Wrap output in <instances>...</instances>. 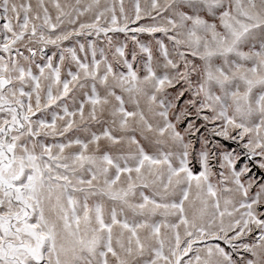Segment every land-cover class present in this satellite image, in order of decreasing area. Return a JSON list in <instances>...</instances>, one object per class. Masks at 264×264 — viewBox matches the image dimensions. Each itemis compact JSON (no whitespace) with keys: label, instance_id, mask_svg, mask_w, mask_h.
Here are the masks:
<instances>
[{"label":"snow or ice","instance_id":"snow-or-ice-1","mask_svg":"<svg viewBox=\"0 0 264 264\" xmlns=\"http://www.w3.org/2000/svg\"><path fill=\"white\" fill-rule=\"evenodd\" d=\"M0 264H264V0H0Z\"/></svg>","mask_w":264,"mask_h":264},{"label":"rangeland","instance_id":"rangeland-1","mask_svg":"<svg viewBox=\"0 0 264 264\" xmlns=\"http://www.w3.org/2000/svg\"><path fill=\"white\" fill-rule=\"evenodd\" d=\"M145 3H146V0H140V5L142 8L145 7ZM124 5H125V10L126 12H128L129 14H134V5H135V0H124ZM147 22H150L147 18H145V20H142L140 21V23H147ZM135 26V25H133ZM118 36V38L120 40H123L124 37H123V34H116ZM160 34H157V36H159ZM139 38L141 40H144V41H148L150 39V37H148L146 34H139ZM83 39V38H81ZM48 54H51V49H49V52ZM229 142H225V144L227 145Z\"/></svg>","mask_w":264,"mask_h":264}]
</instances>
